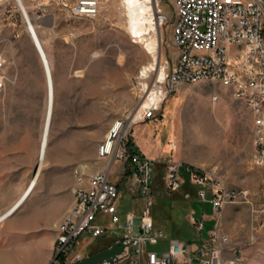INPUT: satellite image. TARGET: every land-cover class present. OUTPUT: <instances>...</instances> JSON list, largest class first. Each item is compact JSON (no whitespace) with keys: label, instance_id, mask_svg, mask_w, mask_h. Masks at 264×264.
I'll list each match as a JSON object with an SVG mask.
<instances>
[{"label":"rangeland","instance_id":"rangeland-1","mask_svg":"<svg viewBox=\"0 0 264 264\" xmlns=\"http://www.w3.org/2000/svg\"><path fill=\"white\" fill-rule=\"evenodd\" d=\"M81 1L84 0H22L50 64L54 114L35 189L39 196L32 193L19 210L21 213L15 215L31 214L35 205L50 210L57 201L67 200L74 164L104 166L105 161L97 159V146L118 118L127 122L141 150L153 159L158 187L155 186L150 210L152 217L157 216L162 223L157 226L168 236L198 239L200 234L190 223L188 214L197 216L208 208L194 193L185 197L192 190L168 195L162 175L169 160L193 163L217 173L229 186L247 188L255 207H262L264 165L252 158L253 117L230 88L203 80L183 83L166 92L164 78L158 83L163 98L155 115L143 120V109L134 119L147 94L157 89L159 67H164L166 77L177 58L172 42L171 27L175 19L172 0H153L156 16L162 17V23L152 31L157 70L148 71L146 76L141 71L153 61V56L143 40H136L128 32L122 0H89L95 2L91 13L78 12ZM0 80L1 212L21 194L39 166V145L47 109L45 68L15 0L0 2ZM201 107L207 110L205 120ZM118 177L111 174L114 180ZM142 203L140 198L124 192L118 200L120 223L126 211L139 212ZM226 210L228 225L243 241L241 250L247 258L246 264H264V212L253 213L244 202L230 204ZM169 215L172 218L167 219ZM58 216L59 213L53 220ZM41 220L43 216L37 227L28 231V245L39 239L46 247L47 241L54 238V229L41 224ZM108 220L107 215L94 219L108 228L102 236L91 240L88 247L84 245L85 254L98 251L102 243L122 235V229ZM9 224L16 227L14 220ZM3 237L2 243L7 247L19 235L9 233ZM85 241L81 236L80 250H84Z\"/></svg>","mask_w":264,"mask_h":264},{"label":"built area","instance_id":"built-area-1","mask_svg":"<svg viewBox=\"0 0 264 264\" xmlns=\"http://www.w3.org/2000/svg\"><path fill=\"white\" fill-rule=\"evenodd\" d=\"M172 5V42L177 58L164 79L165 91L203 80L230 88L252 114V158L264 165V0H172ZM155 110L154 104L146 107L141 119L152 118ZM96 156L105 161L104 166L78 162L72 167L74 203L57 224L47 264H76L88 256L85 246L108 228L94 221L98 215H107L111 225L122 229V235L110 245L118 243L123 249L97 264L244 263L243 254L231 245L225 231L223 212L238 202L248 204L253 213L264 212V204L255 207L247 188L229 186L217 173L193 163H165L162 180L168 194L188 183L192 192L185 197L194 193L195 198L210 205L211 227L206 238L193 245L167 238L155 224L150 210L154 162L141 150L124 119L114 120L98 144ZM115 163H121L119 168L115 169ZM124 192L140 198L143 205L139 212L126 211L120 223L118 200ZM188 219L197 232L205 229L203 218L190 213ZM81 236L86 238L84 250L78 248Z\"/></svg>","mask_w":264,"mask_h":264},{"label":"bare ground","instance_id":"bare-ground-1","mask_svg":"<svg viewBox=\"0 0 264 264\" xmlns=\"http://www.w3.org/2000/svg\"><path fill=\"white\" fill-rule=\"evenodd\" d=\"M3 1L5 0H0V2H3ZM15 2L18 5L20 4L25 9L22 0H15ZM122 3L124 6V12L126 15V28L128 32L136 40H143L145 43V47L147 48L148 51L152 53V56H153V61L147 67H144V69H142L141 71L142 76H146L148 71L154 70V69L157 70L156 63H158L157 62L158 58L155 52L156 40L153 38L152 31H156V27L159 24V22L162 23V17H160L159 19L157 18L156 9H155V5L153 4V0H122ZM94 4L95 2H87V1H84L83 3L80 2L79 5H77L78 12L91 13L93 11L91 9L94 7ZM28 19H29V22H26V25L28 26L29 32L33 34L32 39L40 52L41 60L45 68L46 85H47V109H46L45 121H44V126H43V132L41 135L40 145H39V155H38L39 166L37 170L35 171V174H33L31 179L29 180L28 184L24 187L21 194L8 207H6L4 210L0 212V223H2L7 218H9L14 213H16L23 206L25 200L31 195L32 191L36 187L37 180H38L39 173H40V168L44 163V159L47 153L50 125H51L52 115L54 114L53 113L54 87H53V78L51 74L50 64H49L47 55L45 53V50L43 49L41 45V42L36 34V31L34 29V26L32 25V22L29 16H28ZM163 20H164V17H163ZM146 34L150 36L146 37ZM159 68L160 69L158 70L157 79H156L157 85L155 84L157 86V89L153 88L148 94L146 93L147 96L142 101L138 110L136 111V115L134 119H137L140 116L141 111L152 104H154L157 108V104L163 98L162 91L161 89H159L160 86L158 85V83H161L163 79L165 78V70H164V67L162 66H160ZM206 111H207L206 108L201 107L203 118H204V115H206L205 113ZM206 117L204 118V120L206 119ZM208 118H211V116ZM204 123L206 122L204 121Z\"/></svg>","mask_w":264,"mask_h":264},{"label":"crops","instance_id":"crops-1","mask_svg":"<svg viewBox=\"0 0 264 264\" xmlns=\"http://www.w3.org/2000/svg\"><path fill=\"white\" fill-rule=\"evenodd\" d=\"M115 165L118 168L120 164L115 163ZM72 180H73V182H72L71 190L69 192V195H70V197L68 198L69 200L64 199V200L57 201L56 205H54V207H52V209H50V210L46 209L45 207H43L41 205L36 206L34 203V205H35L34 211L31 212V214H27L25 216L19 214V213H21L19 211V210H21V208H22L21 207L18 210L19 213L17 215H15V214L18 211L16 213H14L12 216H10L9 218H7L2 223H0V242H1L0 243V264H47L49 262L51 255H52L53 245H54V241H55V237H56L57 224L60 222V220L62 219V217L66 213V211L74 203L73 188H74L75 183H74L73 174H72ZM35 189H36V187H35ZM35 189L32 191V193L37 194V197H38L39 194L36 192ZM33 206L29 208V211H32ZM46 210H47V213L45 212ZM58 213L60 214V217L58 216V218L54 221L53 219L57 216ZM210 213H211V208H210V205L208 204L207 210H204V212H201V214H199L197 216L194 215L197 218H203L205 220V233L202 234V231L199 232L200 236L198 237V239L189 240V239H182V238H178V237H174V236H168V233L165 231L166 237L167 238H177V239H181V240H186L193 245L199 244L200 242H202V240H204L206 238L207 232L211 227L212 221L210 219L207 220V218L210 217ZM206 215H207V217H206ZM42 216H43V220H41L42 222L40 221L41 224L43 223L44 225L49 226V228L52 227L54 229V233H55L54 238L49 239L47 241L46 247L42 246L41 241L39 239L34 240L30 245H28L27 233L30 229L37 227V225L39 224L38 222ZM223 219H224V228L230 237L231 245L238 248L241 251V253L243 254V251L241 250V246L243 245V241L236 236L235 232L228 225V212H227V210L225 212V209L223 212ZM12 220H14L16 222V227L9 226L10 225L9 223ZM52 221H54V222L52 223ZM9 233L10 234L13 233L14 236L19 235V238L16 237L13 240V242L11 244H9V246L4 247V245L2 243L4 240L3 235H7ZM116 238H118V237H114V238L110 239L109 241L102 243V245H100L101 247L99 248V250H101L105 247H108L113 242V240H115ZM34 256H38V257L35 259ZM243 257H244V263L243 264H246L247 258L244 256V254H243Z\"/></svg>","mask_w":264,"mask_h":264},{"label":"water","instance_id":"water-1","mask_svg":"<svg viewBox=\"0 0 264 264\" xmlns=\"http://www.w3.org/2000/svg\"><path fill=\"white\" fill-rule=\"evenodd\" d=\"M19 8L22 11V14L24 16V19L26 22H29L27 12L25 9L19 4ZM33 35V34H32ZM122 245L118 243H114L108 247H105L99 251H96L88 256H86L83 260L77 262L76 264H97L102 262L105 259H108L115 254L119 253L122 251Z\"/></svg>","mask_w":264,"mask_h":264},{"label":"trees","instance_id":"trees-1","mask_svg":"<svg viewBox=\"0 0 264 264\" xmlns=\"http://www.w3.org/2000/svg\"><path fill=\"white\" fill-rule=\"evenodd\" d=\"M155 186H157V184L155 183V180L153 179V189H154V192L156 191ZM157 187H158V186H157ZM180 190L189 191V190H192V189L190 188V186L188 185V183H185V184L182 185V187H181L178 191H180ZM178 191H176V192H178ZM176 192H174V193H176ZM174 193H172V194H168V195H173ZM153 194H154V193H153ZM201 212H202V211H199V214H201ZM199 214H198V215H199ZM153 218H154V222H155L156 225H160V224L162 225L161 221H159V219H158L157 216H156V217H153ZM169 218H172V216L169 215V216L167 217V219H169ZM167 219H166V220H167ZM157 221H159V223H158Z\"/></svg>","mask_w":264,"mask_h":264}]
</instances>
